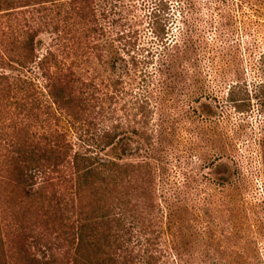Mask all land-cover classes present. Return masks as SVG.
Wrapping results in <instances>:
<instances>
[{
	"label": "rangeland",
	"instance_id": "rangeland-1",
	"mask_svg": "<svg viewBox=\"0 0 264 264\" xmlns=\"http://www.w3.org/2000/svg\"><path fill=\"white\" fill-rule=\"evenodd\" d=\"M60 4L0 0V187L25 135L61 128L85 150L79 135L116 130L135 153L120 160L109 146L100 156L144 168L124 196L137 254L148 247L163 264H264V0H94L100 31L89 39L64 20L69 2ZM167 18L176 39L166 49L155 30ZM77 44H102L68 58L88 99L81 122L54 103L38 65L50 49ZM10 207L0 195L1 234L13 251ZM51 239L57 252L69 249Z\"/></svg>",
	"mask_w": 264,
	"mask_h": 264
},
{
	"label": "trees",
	"instance_id": "trees-1",
	"mask_svg": "<svg viewBox=\"0 0 264 264\" xmlns=\"http://www.w3.org/2000/svg\"><path fill=\"white\" fill-rule=\"evenodd\" d=\"M61 1L64 0H55L58 4ZM67 1L70 10L64 20H72L85 38L99 34V7L94 5V0ZM181 9H186L185 4ZM173 24V20L167 18L165 24L155 30L166 49L176 39L170 28ZM54 25L58 31L62 27L61 22ZM77 45L79 48H73L71 52L69 47L67 53L60 50L61 47L50 49L38 57V65L45 72L46 87L54 103L81 122L85 119L88 99L81 85L79 66L69 63L68 58L83 57L86 54L84 48H99L102 44ZM25 47L29 52L34 50L32 37L28 38ZM97 58L109 60L114 67L117 65L114 57L107 59L100 53ZM262 87L260 100L264 106V85ZM78 138L83 142L82 146H88L87 149L77 148L61 128L42 134L38 139L25 135L13 144L5 165L7 185H1L0 195H4L11 206L19 241L12 251L0 227V264H163L148 247L144 254L135 252V227L127 221V215L133 209L128 207L132 206L131 202L124 199L131 189L126 181L130 182L135 173L144 169L143 166L100 156L109 146L120 160L132 155L135 151L130 137L121 136L116 130H105L92 138L83 134ZM52 175L58 177L59 183L54 184L49 179ZM44 176H48V184L39 182ZM17 192L22 196L17 197ZM53 236L59 238V243L65 241L69 249L57 252V245L51 239Z\"/></svg>",
	"mask_w": 264,
	"mask_h": 264
}]
</instances>
